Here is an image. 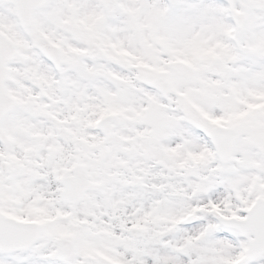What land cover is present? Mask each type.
<instances>
[{
    "label": "snow or ice",
    "instance_id": "snow-or-ice-1",
    "mask_svg": "<svg viewBox=\"0 0 264 264\" xmlns=\"http://www.w3.org/2000/svg\"><path fill=\"white\" fill-rule=\"evenodd\" d=\"M0 264H264V0H0Z\"/></svg>",
    "mask_w": 264,
    "mask_h": 264
}]
</instances>
